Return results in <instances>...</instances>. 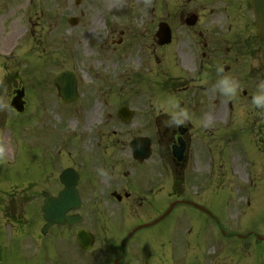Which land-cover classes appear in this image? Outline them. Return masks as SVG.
<instances>
[{
	"label": "rangeland",
	"instance_id": "374dc122",
	"mask_svg": "<svg viewBox=\"0 0 264 264\" xmlns=\"http://www.w3.org/2000/svg\"><path fill=\"white\" fill-rule=\"evenodd\" d=\"M207 2L0 0V264H62L70 231L53 228L40 237L47 177L57 176L66 159L68 165L78 161L90 166L87 155L95 152L97 144V153L109 151L123 157L120 146L111 148V144L151 134L153 124L146 126L144 117L150 115L147 121L152 122L159 111L171 116L180 109L176 102L170 103V94L176 99L179 83L190 86V78H173L180 76V70L189 73L184 68L191 65V52L183 44L186 34L174 16L191 10L208 14L212 5ZM70 18H77V25L70 24ZM160 22H166L177 36L163 58L156 57L155 32ZM121 32L123 45H109L117 42ZM101 46L105 51L97 50ZM65 70L77 78L79 100L93 98L88 108H74L77 103L72 110L59 101L53 79ZM21 87L26 106L17 114L9 105L14 90ZM105 94L109 104L99 98ZM202 94L206 99L207 94ZM250 94L242 96L239 91L235 103L226 96L229 110L222 97L206 100L212 107L207 125L211 120L214 125L203 129L200 137L207 156L215 161H211L215 163L212 214L232 220L237 202L250 194V203L256 199L252 208L238 209L240 214L247 212L244 218L250 225L246 220L239 233L252 230L264 237V109L253 105ZM122 106L134 113L127 124L116 115ZM89 114L92 120L87 123ZM92 158L98 162L99 154ZM93 165L99 172L100 163ZM240 185L243 195L237 191ZM185 209L188 216L179 217L182 209H173L157 228L142 230L131 241H143L148 235L157 241L161 236L166 249L170 237L182 240L189 235L186 227L196 214ZM239 240L231 255L236 264H264V242L246 246L248 242ZM147 244L157 247L154 242Z\"/></svg>",
	"mask_w": 264,
	"mask_h": 264
},
{
	"label": "flooded vegetation",
	"instance_id": "af4514ba",
	"mask_svg": "<svg viewBox=\"0 0 264 264\" xmlns=\"http://www.w3.org/2000/svg\"><path fill=\"white\" fill-rule=\"evenodd\" d=\"M192 1L195 3L196 0H188ZM207 1L208 5H212L208 14L191 10L174 16L177 17L178 27L181 25L186 34V43L183 44L191 52V65L184 68L189 72L186 76L190 78V86L180 83L177 88L179 96L175 101L180 108L177 112L185 110L191 119L184 125L170 127L168 122L173 114L167 116L160 113L153 122L154 133L130 138L126 143L115 141L111 144V148L120 146L123 157L117 158L109 151L97 153L100 146L97 144L95 152L87 155L92 161L90 166L78 161L68 165L66 159L62 161L65 166L56 178L47 177V193L56 197L63 188L60 173L72 168L78 175L80 206L76 213L67 215H77L79 221L75 225L61 227L70 231L76 251L70 249L71 240L65 242L62 264H236L231 257L236 251V239L248 242L246 246L256 241L252 230H243L246 233L240 235L245 219L220 220L212 214L213 164L207 156L200 132L208 128V118L212 115V107L206 105L202 93L208 97L223 96L218 83L220 79L229 77L238 81V92L246 95L249 91L252 93L250 99L258 93L261 83H264V44L256 36L250 0ZM191 14L196 16V20L189 27L186 23ZM214 14L216 16L211 18ZM175 40L177 36L171 31L170 44L158 46L156 57L163 58L165 50ZM122 42L119 38L117 42H111V46L120 47ZM221 68L223 71H218ZM91 101V97H87L82 101V107L88 108ZM140 137L147 140H142L137 149L141 152L149 150L148 159L135 158L130 147V143ZM177 150H181L180 161L173 155ZM98 154V162L93 161L92 157ZM100 154L104 158L101 159ZM94 163H100L99 172ZM241 200L237 202L239 210L243 206ZM255 202L256 199L253 205ZM172 203L175 204L173 209H182L179 217L187 215L185 208L196 213L193 218L190 217L186 227L187 237L182 240L170 237L166 249L165 243L160 241L161 236H157V241L152 235L140 242L131 241L140 231L157 228L161 221L146 228L139 227L155 222ZM247 204L250 205V202ZM247 222L249 224V220ZM79 232L84 233L87 250L76 244ZM149 241L157 247H150L147 244ZM153 249L157 251L155 254Z\"/></svg>",
	"mask_w": 264,
	"mask_h": 264
},
{
	"label": "water",
	"instance_id": "95a60500",
	"mask_svg": "<svg viewBox=\"0 0 264 264\" xmlns=\"http://www.w3.org/2000/svg\"><path fill=\"white\" fill-rule=\"evenodd\" d=\"M250 5L254 11L257 35L260 41L264 42V0H251ZM73 23H76L75 21ZM190 25L192 23H189ZM169 29L165 24L159 25V30L156 34L158 38V44L163 45L169 43ZM54 86L58 90V94L61 97L63 103L68 104L77 98L76 94V82L74 76L65 72L57 76L54 80ZM24 96V90L16 91V96L12 99L11 107L18 112H22L24 109V103L22 98ZM131 113L125 108L119 111V116L128 121ZM60 179L65 186V189L59 193L57 198H50L47 194L44 195V205L42 207L43 218L46 221V226L43 230V234L54 224L63 225L64 223L72 224L77 220V217H66L65 214L69 210H74L78 207L79 199L77 196L76 178L72 175L71 171H65Z\"/></svg>",
	"mask_w": 264,
	"mask_h": 264
},
{
	"label": "clouds",
	"instance_id": "9594fccd",
	"mask_svg": "<svg viewBox=\"0 0 264 264\" xmlns=\"http://www.w3.org/2000/svg\"><path fill=\"white\" fill-rule=\"evenodd\" d=\"M218 71H223V69H218ZM219 87L221 92L229 97L233 98L238 94L240 84L238 81L230 79L229 77H223L219 80ZM252 103L255 107L264 109V83H261L260 90L253 97ZM191 119L189 113L185 110H180L173 113L168 125L170 127H178L180 125L186 124Z\"/></svg>",
	"mask_w": 264,
	"mask_h": 264
},
{
	"label": "bare ground",
	"instance_id": "6f19581e",
	"mask_svg": "<svg viewBox=\"0 0 264 264\" xmlns=\"http://www.w3.org/2000/svg\"><path fill=\"white\" fill-rule=\"evenodd\" d=\"M92 115V114H91ZM92 120V116L90 117V114L88 115L87 123H90ZM71 125H73V122H70Z\"/></svg>",
	"mask_w": 264,
	"mask_h": 264
}]
</instances>
